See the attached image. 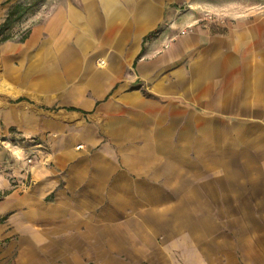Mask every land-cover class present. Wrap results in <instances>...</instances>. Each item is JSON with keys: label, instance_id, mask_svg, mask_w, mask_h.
Listing matches in <instances>:
<instances>
[{"label": "crops", "instance_id": "crops-1", "mask_svg": "<svg viewBox=\"0 0 264 264\" xmlns=\"http://www.w3.org/2000/svg\"><path fill=\"white\" fill-rule=\"evenodd\" d=\"M47 3L0 42V264H264V0Z\"/></svg>", "mask_w": 264, "mask_h": 264}, {"label": "rangeland", "instance_id": "rangeland-1", "mask_svg": "<svg viewBox=\"0 0 264 264\" xmlns=\"http://www.w3.org/2000/svg\"><path fill=\"white\" fill-rule=\"evenodd\" d=\"M48 1H50V3H47ZM60 1H62V0H22V1H20L21 3L23 2L22 4H24L26 6H33V8L29 12V14H27L25 16L24 21H23V26H20L19 29L17 27H13L8 32V36L11 39H16V40L24 37L26 35V33L28 32V30L30 29V27L37 21L35 14H36L38 7L46 2L48 4L47 8H46V13L49 14L53 10L56 3L60 2ZM16 2H17V0H8L4 6L5 7L8 5L14 6V4ZM0 6H2V5H0ZM5 162H6V159L1 157L0 158V175L4 174L1 165Z\"/></svg>", "mask_w": 264, "mask_h": 264}, {"label": "trees", "instance_id": "trees-1", "mask_svg": "<svg viewBox=\"0 0 264 264\" xmlns=\"http://www.w3.org/2000/svg\"><path fill=\"white\" fill-rule=\"evenodd\" d=\"M20 1L22 0H17L14 6H11L7 13L5 22L2 24L0 23V42H4L10 39V37L8 36V32L13 27H17L19 23H22L24 21L25 16L29 14L31 9L33 8V6H26L22 4L23 2L21 3ZM158 33L159 30H156L147 37H145L143 45L145 46L146 42L154 38Z\"/></svg>", "mask_w": 264, "mask_h": 264}, {"label": "built area", "instance_id": "built-area-1", "mask_svg": "<svg viewBox=\"0 0 264 264\" xmlns=\"http://www.w3.org/2000/svg\"><path fill=\"white\" fill-rule=\"evenodd\" d=\"M83 146H79L78 149H81Z\"/></svg>", "mask_w": 264, "mask_h": 264}]
</instances>
